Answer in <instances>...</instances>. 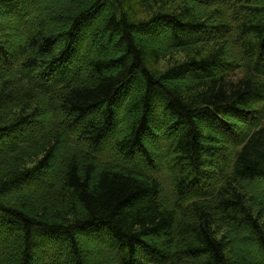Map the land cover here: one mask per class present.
Returning <instances> with one entry per match:
<instances>
[{
	"label": "trees",
	"instance_id": "1",
	"mask_svg": "<svg viewBox=\"0 0 264 264\" xmlns=\"http://www.w3.org/2000/svg\"><path fill=\"white\" fill-rule=\"evenodd\" d=\"M0 264H264V0H0Z\"/></svg>",
	"mask_w": 264,
	"mask_h": 264
},
{
	"label": "rangeland",
	"instance_id": "2",
	"mask_svg": "<svg viewBox=\"0 0 264 264\" xmlns=\"http://www.w3.org/2000/svg\"><path fill=\"white\" fill-rule=\"evenodd\" d=\"M202 6H204L205 7V5H202ZM60 12V10L59 9H57L54 13H56L55 15H57L58 13ZM245 16V13L243 12V11H240L239 13H238V15H237V17H238V20L240 19V18H243ZM233 21V25H236V22H235V20H232ZM17 35L16 34H13L12 32H10V34L9 35H7V36H5V37H7V38H9V40L13 43V37H16ZM231 37H236L235 36V33L234 34H232L231 35ZM102 39V38H101ZM172 59V58H171ZM170 59V61H172ZM175 60H180V59H183V57H182V55H178V56H176V58H174ZM174 60V61H175ZM169 61V59L167 60V61H162V62H160V64H159V68H161V69H163V68H165L167 65H168V62ZM124 112H125V108L122 110V112L120 111L119 112V114H118V120L120 121L119 123H118V129L119 128H124V129H126L127 128V121H128V119H127V121H126V123L123 121L124 120ZM120 114H121V119H120ZM60 119L61 120H63L64 119V117H63V115H61L60 114ZM117 120V121H118ZM231 122H234V120H231ZM243 126L242 125H240V124H238V128H242ZM35 129V131H37V130H39L40 129V127L38 128V127H36V128H34ZM33 129V130H34ZM34 131V132H35ZM27 134H29V131H27L24 135L26 136ZM150 142V146L148 147V144L146 143V148L149 150V151H151V154L150 155H152V158H156L158 155H159V153L161 152L162 154H163V158L162 159H160L162 162L163 161H165L166 160V157H167V151H166V149L165 148H162V149H158V146L159 147H161V145H162V143L164 142L163 141V139L162 138H156V137H152L151 138V140L149 141ZM160 144V145H159ZM141 159V158H140ZM168 175H170L169 173H168V171L167 170H163V173H162V177H163V179H162V182H163V184L166 186V187H169V184H170V179H171V177L169 178L168 177ZM169 195V194H168ZM86 240V239H85ZM86 242L87 243H89L90 245L91 244H93L91 241H88V240H86ZM238 248L239 249H241V250H249V252H253L252 251V249H251V247L249 248V246L248 245H246V246H244L243 247V245H241L240 244V246H238ZM243 250V251H244Z\"/></svg>",
	"mask_w": 264,
	"mask_h": 264
}]
</instances>
